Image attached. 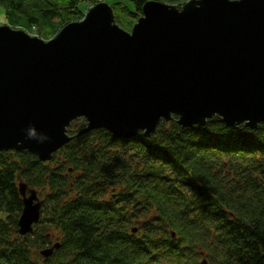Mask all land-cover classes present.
Masks as SVG:
<instances>
[{"label":"trees","instance_id":"1","mask_svg":"<svg viewBox=\"0 0 264 264\" xmlns=\"http://www.w3.org/2000/svg\"><path fill=\"white\" fill-rule=\"evenodd\" d=\"M98 1L0 0V16L50 39ZM108 1L131 30L147 0ZM76 125L50 160L0 153V264H264V123L184 127L175 115L130 139ZM21 183L47 191L25 236Z\"/></svg>","mask_w":264,"mask_h":264},{"label":"water","instance_id":"2","mask_svg":"<svg viewBox=\"0 0 264 264\" xmlns=\"http://www.w3.org/2000/svg\"><path fill=\"white\" fill-rule=\"evenodd\" d=\"M175 115L184 127L216 115L229 125L264 123V0H147L131 30L100 1L50 39L0 25V153L50 160L80 117V133L106 128L130 139ZM27 187L22 236L42 211Z\"/></svg>","mask_w":264,"mask_h":264},{"label":"rangeland","instance_id":"3","mask_svg":"<svg viewBox=\"0 0 264 264\" xmlns=\"http://www.w3.org/2000/svg\"><path fill=\"white\" fill-rule=\"evenodd\" d=\"M101 1V0H100ZM100 1H98V2H100ZM103 1V0H102ZM105 1H108V0H105ZM97 2V3H98ZM109 2V1H108ZM96 3V4H97ZM110 3V2H109ZM168 3V2H167ZM111 4V3H110ZM88 5H89V8H91L93 5H95V4H91L90 2L88 3ZM173 5V4H172ZM176 5V4H175ZM88 8V9H89ZM88 9L86 10V11H84V14L82 15V17L79 19V20H81V19H83L84 17H85V15H86V12L88 11ZM1 13V15L3 16L4 14L2 13V12H0ZM2 18V21H3V23H6V21H5V19H4V17H1ZM1 24V23H0ZM32 31L31 32H29L30 34H32V35H34V36H39V37H42V36H40L41 35V31H40V29L38 28V29H34V28H32L31 29ZM40 34V35H39ZM42 38H44V37H42ZM45 39V38H44ZM81 118V117H80ZM83 119H82V121H80V122H77L76 120L78 119H75L72 123H73V126L74 125H82L83 123H84V125L83 126H85V125H87V121H86V119L84 118V117H82ZM72 125V124H71ZM76 125V126H77ZM78 127V126H77ZM56 162H54V163H52V164H55ZM32 189H28V191L30 192ZM37 193H38V198H39V200L41 201V203L43 204V201L45 200V196H46V194H47V191L46 190H44V188H42V189H37ZM55 235H56V237H58V235H59V233L56 231V233H55ZM57 238H54V241L56 240ZM51 247V246H50ZM48 248V247H47ZM45 248H43L41 251H43ZM40 263H41V260H40Z\"/></svg>","mask_w":264,"mask_h":264},{"label":"built area","instance_id":"4","mask_svg":"<svg viewBox=\"0 0 264 264\" xmlns=\"http://www.w3.org/2000/svg\"><path fill=\"white\" fill-rule=\"evenodd\" d=\"M0 22H2V18H1V16H0Z\"/></svg>","mask_w":264,"mask_h":264},{"label":"bare ground","instance_id":"5","mask_svg":"<svg viewBox=\"0 0 264 264\" xmlns=\"http://www.w3.org/2000/svg\"><path fill=\"white\" fill-rule=\"evenodd\" d=\"M21 193V192H20ZM22 195V194H21ZM22 197H23V195H22ZM53 246V245H52Z\"/></svg>","mask_w":264,"mask_h":264}]
</instances>
